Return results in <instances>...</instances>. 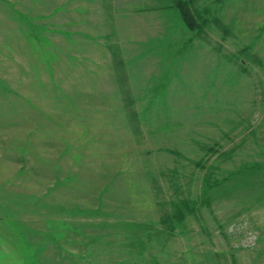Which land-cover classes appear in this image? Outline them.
Masks as SVG:
<instances>
[{
    "label": "rangeland",
    "instance_id": "374dc122",
    "mask_svg": "<svg viewBox=\"0 0 264 264\" xmlns=\"http://www.w3.org/2000/svg\"><path fill=\"white\" fill-rule=\"evenodd\" d=\"M176 1L0 0V264H264V0Z\"/></svg>",
    "mask_w": 264,
    "mask_h": 264
},
{
    "label": "trees",
    "instance_id": "16d2710c",
    "mask_svg": "<svg viewBox=\"0 0 264 264\" xmlns=\"http://www.w3.org/2000/svg\"><path fill=\"white\" fill-rule=\"evenodd\" d=\"M192 4L188 0H177L175 3V8L179 13V17L183 25L190 31H196L201 28L203 25V19L198 15V13L191 7ZM202 22V23H201ZM178 206V207H177ZM172 216H166V219H163L161 223L163 225H170L171 221L175 220L178 224L182 221L184 216V210L187 209L188 212H191L190 205L188 201H183L181 205H177ZM173 220H171V219ZM168 232H173V226L168 227ZM157 264V263H154Z\"/></svg>",
    "mask_w": 264,
    "mask_h": 264
}]
</instances>
